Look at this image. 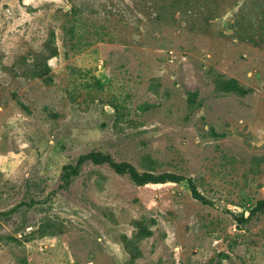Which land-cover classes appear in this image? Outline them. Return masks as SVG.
<instances>
[{
  "label": "rangeland",
  "instance_id": "rangeland-1",
  "mask_svg": "<svg viewBox=\"0 0 264 264\" xmlns=\"http://www.w3.org/2000/svg\"><path fill=\"white\" fill-rule=\"evenodd\" d=\"M263 201L264 0H0V264H264Z\"/></svg>",
  "mask_w": 264,
  "mask_h": 264
},
{
  "label": "trees",
  "instance_id": "trees-1",
  "mask_svg": "<svg viewBox=\"0 0 264 264\" xmlns=\"http://www.w3.org/2000/svg\"><path fill=\"white\" fill-rule=\"evenodd\" d=\"M220 85L228 91H236L241 94H246L248 92V89L239 83V81L236 78H229V79H223L220 82ZM87 159H92L95 162H101V161H109L111 162L119 171H125L129 170L131 172V175L133 179L140 183H147L150 181H163L165 179H175L178 178L179 176L177 174L173 173H164L160 175H155L151 172H145V173H140L131 163L129 162H121L117 163L114 162L113 159L111 158L110 155H106L103 153H89L80 159L79 163L77 165H67L65 167V170L63 172V178L66 183L69 182L70 178L73 175H76L80 172L81 169V163ZM262 209L264 208V201L260 204Z\"/></svg>",
  "mask_w": 264,
  "mask_h": 264
}]
</instances>
